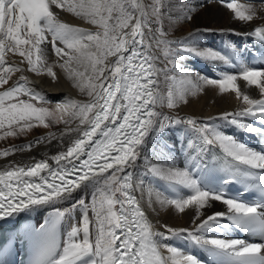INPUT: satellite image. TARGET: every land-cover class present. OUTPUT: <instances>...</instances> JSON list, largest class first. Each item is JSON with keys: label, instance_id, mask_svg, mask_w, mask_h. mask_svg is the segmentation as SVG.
I'll list each match as a JSON object with an SVG mask.
<instances>
[{"label": "snow or ice", "instance_id": "6c2138e0", "mask_svg": "<svg viewBox=\"0 0 264 264\" xmlns=\"http://www.w3.org/2000/svg\"><path fill=\"white\" fill-rule=\"evenodd\" d=\"M219 2L235 20L250 23L257 18L255 6ZM173 7V0H0V129L15 136L34 126L63 123L61 135L76 136L65 151L51 157L54 165L42 160L0 169V220L52 209L39 228L27 229L34 241L31 264H206L167 243L178 238L206 250L212 264H264V148L250 147L223 130L231 125L264 140V54L259 66L241 64L238 73L220 78L181 72L177 60L188 56L222 64L232 59L199 48V29L170 40L165 22H191L196 12L187 3L176 13ZM60 12L96 30L65 22ZM245 35L264 42V24ZM47 44L57 58L54 64L47 62ZM10 56H18L19 64L10 63ZM55 67L89 99L65 98L50 109L43 106L49 103L46 96L30 87L26 76L9 85L14 74L25 71L55 80ZM169 73L178 74L179 80ZM239 80L254 86L260 98L241 91ZM204 86L221 94L234 92L243 106L206 119L162 111L187 103ZM174 125L184 126L183 167L172 155L175 145L162 139ZM24 147L30 150L32 145ZM11 151H0V157ZM209 169L222 174L215 183L204 175ZM147 177L165 184L169 194L146 185ZM233 183L259 198L248 202L231 195L228 186ZM145 189L152 211L153 203L182 214L193 210V227L157 229L136 195ZM78 190H91L90 203L82 197L69 208L56 207L72 201ZM217 202L225 210L207 214ZM77 209L80 222L62 232ZM235 230L260 242L223 238ZM7 251L0 248V257Z\"/></svg>", "mask_w": 264, "mask_h": 264}, {"label": "bare ground", "instance_id": "6f19581e", "mask_svg": "<svg viewBox=\"0 0 264 264\" xmlns=\"http://www.w3.org/2000/svg\"><path fill=\"white\" fill-rule=\"evenodd\" d=\"M237 2L245 5H252L257 8V18L254 20V22L244 23L233 19L232 12L227 9L226 6L221 4L219 0H191V2H188V0H173L174 13L179 11L178 6L182 3H187L190 6L195 7L196 12L193 14V19L191 22L179 21L177 23H173L170 26L167 24V22H165V28L168 31V38L170 40L183 39L188 37L189 33H193L199 29L202 33H204L206 36L205 38H211V47L213 50L220 51L224 55H229L232 59V63L222 64L211 63L195 56H188L177 60V64L180 65L181 72L186 70L193 74V78H195V74L209 78H220L223 73H238L240 71L241 64H246L248 66H259L260 63H253L247 54L248 48H253V45L252 37H249L245 34L249 33V31L254 26L264 24V10L261 9V6L264 5V1L258 2L257 0H237ZM60 19L71 23L74 26L88 28L92 31L96 30V26L91 25L86 21L66 12H60ZM173 19H175V17H173ZM205 29L209 31L204 32ZM238 30L246 31L237 35ZM218 34H232V36L228 37ZM239 45L242 46L240 47ZM197 46L199 48H211L207 45L206 40L201 35L198 38ZM219 46L226 47L228 51L230 50V52H227L226 54L225 49H222ZM46 51L47 62L49 64H54L57 58L53 54L51 44L46 45ZM234 53L236 54L234 55ZM161 60L163 61L162 56ZM9 62L19 64L20 58L18 56H10ZM163 63H167V61H163ZM54 71L57 74L55 80L46 74H36L28 71L16 73L13 75L12 80L9 81V85L19 80L21 76H26L31 82L30 87H33L37 92H42L49 101V103L43 106H51L52 104H55L56 106L58 102L64 101L65 98H71L79 101H87L89 99L87 95L81 93V91L73 85V82L67 78L63 70H61L59 67H55ZM169 75H176L177 81L179 80L178 74L169 73ZM237 83L239 84L241 91H245L252 98H260L259 92L254 86L249 87L242 80H239ZM175 86L178 87L179 85L177 84ZM24 98L27 99V97ZM187 101V103L180 104L175 109H168L165 106L163 107L162 111L171 116H194L199 119H206L208 117H217L225 112H235L243 106L241 101L236 98L234 92L229 91L221 94L218 88L211 86H204L203 91L198 92L196 95H189L187 97ZM72 127H75V124H73ZM183 127V125H174L171 128L166 129L162 136L163 140H167L168 143L175 145L176 151H174L172 155L175 157V163L180 167L184 166L185 159L184 154L180 150V141L182 139L181 133L183 132ZM53 129L52 132H50L51 129L48 132H45L48 129H44V131L37 130V134L34 133L33 136L30 135V137L22 140L17 139L18 141L13 144H0V151L5 149H13L9 156L0 157V169L10 165H17L18 163H28L29 161L40 157H52L55 152L65 147L75 135L74 133L61 135L65 131V125L63 123L57 124ZM5 130L6 129H0V137L4 135L3 133ZM223 130L226 131L227 134L236 136L240 141L246 143L248 146L257 150L260 149L253 134L242 132L231 125L225 126ZM37 140H40L41 142L36 143ZM29 144L32 145L30 150L24 147ZM152 159L153 162H157L156 158ZM141 171H143V168H141ZM149 183L162 193L166 195L169 194L167 186L162 182L153 180L151 177H147L145 179V184L148 185ZM138 193L140 194L141 200L145 204L150 215L153 217L154 224L157 229H160L162 225L189 229L193 227V210H186V212L182 214L176 212L174 209H162L158 204L153 203L152 207L155 208L156 211H152V209L147 205V189H145L143 193ZM186 194L189 193H185V195ZM90 196L91 190H88L87 192L78 190L73 194L72 201L61 202L57 204L56 207L61 209L69 208L71 207V203H74L82 197L85 198L86 203H90ZM49 209L51 208L41 209V213L45 215ZM224 210L225 206L222 203L217 202L207 214H211V212L214 211ZM88 215L90 220L94 219L93 213L91 211H89ZM81 216V210L77 209L73 213L72 219L69 220L68 224L63 225V231L66 228H70L72 224H78L81 220ZM223 238L239 237H237L236 232L233 231L223 234ZM167 243L180 247L187 252L196 255L202 261H205L206 264H209L208 261H206V259L201 255L199 249L191 245L187 240L178 238L168 241Z\"/></svg>", "mask_w": 264, "mask_h": 264}, {"label": "rangeland", "instance_id": "374dc122", "mask_svg": "<svg viewBox=\"0 0 264 264\" xmlns=\"http://www.w3.org/2000/svg\"><path fill=\"white\" fill-rule=\"evenodd\" d=\"M252 1H256V0H252ZM258 2H263L264 0H257ZM188 2H191V0H188ZM249 2H251V1H249ZM264 3V2H263ZM246 30H238V33H243V32H245ZM218 35H224V34H218ZM218 35H216V36H218ZM205 40H206V43H207V45L208 46H210L211 47V38H205L206 36L204 35V33L201 35ZM224 36H228V37H230V36H232V34H230V35H224ZM240 47L242 46V45H239ZM220 48H222V49H225V53L227 54V52H230V50L228 51V49L226 48V47H221V46H219ZM212 48V47H211ZM240 49V48H239ZM236 53H234V55H235ZM54 105V106H53ZM53 106V107H52ZM46 107H48V108H50V109H54L55 108V104H52L51 106L50 105H47ZM57 124H51L49 127H43V126H34L33 128H31L30 130H27L26 132H23V133H20V134H18V135H15V136H12V135H8V136H5V135H3V136H1L0 137V144H7V145H9V144H13V143H15V142H17L18 140H22V139H25V138H27V137H30V135L31 136H33L34 135V133L35 134H37L38 132H37V130H42V131H44V129H48L47 131H45V132H48L50 129V132H52L54 129V127L56 126ZM53 129V130H52ZM22 137V138H21ZM3 138V139H2ZM5 138V139H4ZM18 139V140H17Z\"/></svg>", "mask_w": 264, "mask_h": 264}]
</instances>
